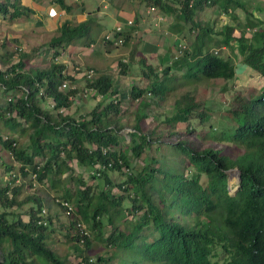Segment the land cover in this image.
Segmentation results:
<instances>
[{
    "label": "trees",
    "instance_id": "trees-1",
    "mask_svg": "<svg viewBox=\"0 0 264 264\" xmlns=\"http://www.w3.org/2000/svg\"><path fill=\"white\" fill-rule=\"evenodd\" d=\"M129 1L136 7L142 2L153 5L158 13L171 17V33H184L188 23L187 30L197 31L190 46L177 45L179 55L177 51L171 54L170 62L160 69L162 77L141 56L143 71H152L151 74L146 71L145 75L153 78L144 87L130 83V96L139 100L141 110L133 130L128 131L126 148L120 145L123 137L118 132L120 126H113L117 120L112 114H119L120 99L115 96L118 84L111 73L87 66L94 69V75L83 78L82 89L90 88L92 95L98 96V102L79 116L70 111L78 88L61 86L64 80L73 85L78 76L67 73L66 60H56L55 56L70 44H90L95 23L91 18L60 23L58 33L47 42L46 52H52L45 66L25 68L24 57L28 53L24 51L15 62L10 60L12 51L0 54V63L5 65L0 69V88L9 96L0 103L1 146L19 163L21 175L30 180H47L59 204L62 199L72 204V218L64 236L73 240L79 257L75 264H111L114 256L119 257L116 264H264V17L247 14L243 25L251 28L249 31L240 26L242 22L236 13V8L245 10V0H125ZM49 2L67 12L74 8L68 0ZM205 6L216 7L233 22H224L218 29L210 23H201L197 13ZM255 8L260 10L258 0ZM0 11L3 16L15 18L33 9L21 0H0ZM137 17L136 9L132 23L121 31L122 43L134 39ZM215 47H226L229 53H219ZM230 57L260 73L263 83L255 93L235 95L237 103H230L224 110L226 121L214 123L205 101L184 93L175 100L173 111L164 121L174 127L197 119L200 124L210 126L204 138L229 141L243 150L231 153L226 147L213 145L200 148L192 144L197 140L196 133L192 135L195 138L172 140V135L180 131L175 127L169 129L165 138L157 139L159 146L164 145L165 154H171V164L156 166L158 158L146 154L141 165L134 168L135 162L127 152L139 162L138 157L150 145L154 133L142 132L139 123L146 115L143 108L151 103L146 96L164 95L169 89L164 81L171 70H181V76L190 81L231 79L235 66ZM119 63L120 73H126L128 63L121 60ZM49 100L52 107L45 105ZM186 129L194 132L192 128ZM14 135H26L28 142L18 141ZM117 156L122 158L127 171L121 169ZM185 159L191 166L188 173L176 166ZM109 161L112 166L101 168L99 174L91 173L97 164L106 165ZM13 166L6 164L7 170ZM233 166L239 169V178L235 192L230 193L227 170ZM112 169L121 170L123 177L113 180L109 174ZM203 174L206 179L202 182ZM13 176L17 173L13 172ZM14 179L0 183V264H74L48 244L54 228L50 226L51 217L42 212L41 197L29 194L20 198L23 182L14 184ZM151 189L156 190L159 201L153 199ZM24 204L27 206L20 211L12 209ZM113 211L123 217L121 223L113 222ZM74 215L86 222L83 223L89 235L76 227L78 219ZM40 218L45 222H39ZM105 222L110 225L106 236ZM148 229L156 231L150 241L146 240ZM91 231L93 238L98 236L111 247L109 255H96L92 259L86 253L92 243ZM141 242L139 256L137 249ZM121 250L132 252L142 262L118 256Z\"/></svg>",
    "mask_w": 264,
    "mask_h": 264
},
{
    "label": "rangeland",
    "instance_id": "rangeland-1",
    "mask_svg": "<svg viewBox=\"0 0 264 264\" xmlns=\"http://www.w3.org/2000/svg\"><path fill=\"white\" fill-rule=\"evenodd\" d=\"M23 4L30 6L33 9V12H28L26 15L18 16L15 18H9L7 16H3V13L0 11V54L5 55L7 51H12V55L10 60L12 62L17 61L21 57V52L24 51L28 53V56L24 57V61L26 62L25 68L34 67V66H45L49 62L51 57V50H48L47 42L51 38V36L58 33V26L61 22H63V18H67L66 20H70L72 23L78 22V16L76 15L80 12L82 8V4H80L79 0H68L74 6L73 10L67 12V15H60L59 12L53 10L51 8L49 0H21ZM246 1V8L245 10L242 8H236V13L238 16V20L241 23V27H245L247 30H251V28L244 26V22L246 20L247 14H253V16H261L264 17V0H258L260 4V10H257L256 7V0H245ZM102 0H84L88 11L96 10L94 8L95 4L101 3ZM127 4V2H126ZM125 4V5H126ZM144 7L146 5L141 3ZM128 5V4H127ZM76 9V11H75ZM102 10H105L101 6ZM110 9H106L105 11H109ZM154 13H157V10ZM151 11V12H153ZM198 19L201 23H210L211 26H215V29H218L220 25L224 22H233L230 17H228L225 13L219 11L214 6H205L201 9L198 13ZM255 14V15H254ZM162 14L155 15L158 22L154 25L155 27L160 24L159 27H156L155 32L160 34V37L165 34H169L170 40L166 42L164 49L162 48L161 51L157 52L153 50V52L143 50L142 46L140 45L141 41H134L130 39L127 42H123L122 44H106L107 50L111 52L110 58H100L104 55L102 54L98 57V50L94 51L87 46L84 47H76L77 43L74 45L75 50L72 52V47L68 50L62 49L60 52L61 58H65L68 63V69H71L72 64L81 65L86 67V64H102L108 66V73H111L115 79L122 81L124 86H117L119 92L115 96H119L120 104H119V114H112L114 117L113 126H120L118 129L119 134H122L120 145L123 147L128 144L129 135L128 130H133V125L136 122L137 114H140L141 105H139V100L133 99L130 96L131 85L130 83L135 82L138 86L144 87L150 81L151 75H145V72H149L151 74L152 71H148V69H144L141 65V56L144 55L146 57L145 61L150 62L153 66H155V70H157L159 76H163L160 69L167 65V63L171 60V54H175L177 51V45L179 43L182 46H190V43L194 41L196 29L192 30L191 32L187 30V27L190 25H186V30L182 34L177 33H170L169 23L171 22V17L162 18ZM264 19V18H263ZM105 20V19H104ZM108 20V19H106ZM159 21H161L159 23ZM236 21V20H235ZM117 22L124 26L126 23L122 22V19H109L108 21H104L98 23L92 29L90 35L93 37V41L95 45L99 48L102 47L101 40V32L103 29H107L108 31H112ZM94 27V26H93ZM100 32V33H99ZM239 32V29L238 31ZM155 34L154 32H152ZM172 34V35H171ZM134 38L137 39V33L133 35ZM146 38V36H145ZM83 40V39H82ZM143 40V39H142ZM163 43L165 39H162ZM154 40L153 42H155ZM105 43V42H104ZM101 46V47H100ZM42 48V52L39 48ZM183 49V48H181ZM215 50L219 53L227 55L229 53V49L226 47H215ZM45 52V53H44ZM94 52V53H93ZM178 55H179V51ZM98 57V58H96ZM231 62L234 63L235 66V76L231 79H224L221 77L218 78H199L193 79L190 81L189 79H185L181 76L182 71L179 69L171 70L165 79V84L169 89L164 92V95L158 97V95L151 97L150 95L146 96V99H149L151 102L147 107L143 108V111L146 113L145 116H142L139 119V123H142V132L144 133H152V139L149 146H146L144 151L141 153V158L138 157L139 162H137V158L133 159L132 155L128 151L129 157L132 158L134 168L137 169L142 163V156L148 154L149 156L157 157L159 161L155 162L154 165L162 166L164 163H169L172 161V157L165 153L164 145L160 144L157 139L165 138L167 132L170 128L179 127L180 131L175 135H172L171 139H181L183 137L195 138L192 135L194 133L197 134V140H193V145H199L200 148L213 145L217 148L224 147L227 148L228 152L231 153H240L243 149L241 146H234L233 143L229 141H219V140H212L209 138H204L203 135L206 134V131L210 127L209 124L205 123L204 125L200 124L197 119L193 120L190 123L181 122L177 123L174 127L168 126L167 123L164 121L165 116L170 115L174 109L175 100L179 98L184 93H189L197 98H201L205 101V104L208 106L207 111L212 114V118L210 119L211 122H216L217 120L226 121L227 116L225 115L224 110L230 106V103L234 102L236 104L235 95H247L251 93H255L261 84L263 83V78L261 77L260 73L256 70L251 68L250 66L242 63L238 60H234L233 57H230ZM113 60V61H112ZM120 60L125 61L128 63V68L126 73H120ZM1 66H5L0 63ZM92 66V65H90ZM93 67V66H92ZM160 67V68H158ZM181 76V77H180ZM81 78V79H79ZM126 81L128 84H126ZM74 84L78 88V92L82 91L84 80L82 77L78 76V79L74 81ZM122 88V89H120ZM79 99H75L72 106H70V111L75 112L76 116H79L87 111H89L92 107H94L98 99L92 95V93H88L87 95H79ZM112 97V96H111ZM5 101V94L0 92V103ZM143 121V122H142ZM192 128L194 132H191L190 129ZM3 133L6 131H2ZM18 141L28 142L26 135L18 136ZM156 136V137H155ZM207 136V135H206ZM154 137V138H153ZM189 143V142H188ZM229 144V145H228ZM126 148V147H125ZM166 155V157H165ZM6 164H14L13 168H9L7 170ZM74 165V163H72ZM171 164V163H169ZM176 165V163H173ZM178 168H182L185 173H188L189 169L191 168L188 161L185 159L182 163L176 165ZM19 163L13 159L12 155L9 151L3 148L0 144V183L5 184L7 180L15 178L14 184L23 182L22 185V193L21 197L25 195H38L42 199L43 207L46 209L47 215L51 217V227L54 228L49 237H48V244L56 250L61 256H65L71 263H76L79 260L78 255L74 249L73 240H69L68 237L64 236V232L67 231L69 228V223L71 220V213L67 212L65 209L61 207V205L57 202L56 198H54V191L53 188H50L48 181H38L35 178L29 179L28 176H23L20 174L19 170ZM235 167V166H234ZM232 168V167H231ZM78 169V168H77ZM11 170L9 175L8 171ZM13 172L17 173V176H13ZM109 174L113 180H119L123 177V172L118 169L109 170ZM206 179V176L203 174L201 176V181L203 182ZM28 181H31V185L28 184ZM238 176L236 173H232L230 179H228V187L230 193H234L237 188ZM153 199L155 201H159L158 193L155 189L150 190ZM126 204L128 203L127 200L124 201ZM27 204H24L22 208L13 207L14 211H20L25 208ZM22 214V213H21ZM113 222L114 223H121L123 217H120L118 213L113 211ZM25 218L26 216L23 215ZM79 221H82L79 216H75ZM85 224L86 222L83 221ZM105 234L107 235L109 226L107 222H105ZM77 227V226H76ZM78 228V227H77ZM156 231L148 229V236L146 237L147 241L153 239L154 234ZM94 234L91 231V238L92 243L89 248L86 249V253H88L92 259L95 258L96 255H109L111 252V247L107 246L104 240H101L98 236L93 238ZM143 242L140 243L137 251L139 256L142 253ZM113 251V250H112ZM118 256H124L128 258L130 261L137 259V261L142 262L141 259L138 258L137 255H134L130 251H119L117 252ZM133 258V259H132ZM2 259L0 254V260ZM119 257L114 256L109 263L116 264V261Z\"/></svg>",
    "mask_w": 264,
    "mask_h": 264
},
{
    "label": "crops",
    "instance_id": "crops-1",
    "mask_svg": "<svg viewBox=\"0 0 264 264\" xmlns=\"http://www.w3.org/2000/svg\"><path fill=\"white\" fill-rule=\"evenodd\" d=\"M80 4H82V10H80V12H78L76 15L78 16V20L81 21V20H84L86 18H91L95 21L94 23V27L95 29H97L95 26L101 22L104 23V21H108L109 19H115V20H118V19H122V22H125L126 24L123 26V28H126L129 26V24L127 23V20L128 19H133L134 16H135V11L137 9V11L139 12V17H137L138 19H135V29H134V32L137 33V36L139 37L140 36V45L142 46V49L143 50H147V51H150V52H153V50L155 51H161V49L163 48L164 49V46L166 44L167 41L170 40V36L169 34H165L164 36L162 35L160 37V34L157 32H155L154 29H156V27H159L160 24L158 26H154L158 20L156 18L155 15L157 14H162L161 17L164 19V18H168L167 15L163 14V13H154L156 11H149V6H143V5H139L138 7H136V5L134 4L133 5V2H125V0H102L101 3H97L95 4L94 8L96 10L94 11H88L87 6L86 4L84 3V0H79ZM126 4V5H125ZM51 5V8L57 12H59V14L62 16V15H67V13L56 3L52 2L50 3ZM101 6L106 10V9H110L109 11H105V10H102L101 9ZM76 11V9H75ZM67 18H63V20H66ZM105 19V20H104ZM108 19V20H106ZM161 21H159L160 23ZM117 24H119L117 22ZM130 28V27H129ZM101 32V38H102V42L101 44L99 43V45H102L101 48L97 47L94 43V41L92 40L90 42L89 45H83L81 43H74V44H70L65 50H68L72 47V52H74L75 50H78L79 51V48L75 49L74 48V45L76 47H84V46H87L88 48H91V50H98V52H100L98 54V57H100L102 54L104 55L103 57H100V58H110V55H111V52L109 50H107L106 47V44L107 43H104L103 41V36L105 33H107V29H103ZM99 32V33H100ZM152 32H154L155 34H153ZM171 33V32H170ZM172 35V34H171ZM146 36V38H145ZM137 37V39H138ZM136 38H132L131 42L134 43L135 40H137ZM143 39V40H142ZM162 39H165L164 43L162 42L163 40ZM154 40H156L155 42H153ZM171 41V40H170ZM94 53V52H93ZM96 57V58H98ZM113 61V60H112ZM92 65L93 67L95 68H98L99 70H102V71H105V72H108L109 68L108 66L106 65H100V64H86V67L87 66H90ZM66 69H68V63H67V67ZM69 70V69H68ZM78 79V78H76ZM81 79V78H79ZM83 79V78H82ZM122 81H119L117 80V84L118 86H124V83H123V79H121ZM126 84H128V82L126 81ZM98 99V96L96 97ZM26 216L25 213H22L21 216Z\"/></svg>",
    "mask_w": 264,
    "mask_h": 264
},
{
    "label": "built area",
    "instance_id": "built-area-1",
    "mask_svg": "<svg viewBox=\"0 0 264 264\" xmlns=\"http://www.w3.org/2000/svg\"><path fill=\"white\" fill-rule=\"evenodd\" d=\"M155 9H156L155 6H153V5L149 6V11H153ZM127 23L131 24L132 23V19H128ZM122 30H123V26L122 25H120V24L115 25V27L113 28L112 31H108L107 33L104 34L103 41L106 43L107 40L111 39L113 44H115V45L122 43V41H123V33L121 32ZM55 59L57 60V59H62V58H61L60 55H58V56H55ZM63 59H65V58H63ZM3 68H4V66H1V64H0V69H3ZM65 71L67 73H74L76 76H80L82 78H85V77L90 78V77H92L94 75V69L92 67H83L81 65H75V64H72L71 69H69V70L66 69ZM0 85H1V83H0ZM61 86L62 87H69V86L70 87H74L75 84L70 85L67 80H64L62 82ZM1 91H2V89L0 88V92ZM91 92H92V90L90 88L86 87V88L82 89L80 94L87 95L88 93H91ZM80 94H79V92L76 94L77 95V99H79V97H80L79 95ZM6 97H7V99L9 98V96H7V94H5V98ZM45 105L47 107H52L53 106V102L49 100V101H47L45 103ZM4 138H6V135H4ZM102 151L105 152L106 148L102 147ZM116 158H117V162L121 165V169L123 171H127L128 167L125 166L124 164H122V158L120 156H117ZM106 166H108V167L112 166V161L107 162L106 165L97 164L95 166V168L91 170V173L99 174L100 173V169L103 168V167H106ZM33 176H34V174H33ZM60 204L65 207V210L67 212H70L73 209L72 204L68 200L62 199L60 201ZM42 212L46 213L45 207L42 208ZM38 221L39 222H41V221L45 222V220L42 219V218H40ZM76 226L78 227V229L80 230V232L82 234L89 235V230L85 227V224L82 221L78 220V222L76 223Z\"/></svg>",
    "mask_w": 264,
    "mask_h": 264
},
{
    "label": "water",
    "instance_id": "water-1",
    "mask_svg": "<svg viewBox=\"0 0 264 264\" xmlns=\"http://www.w3.org/2000/svg\"><path fill=\"white\" fill-rule=\"evenodd\" d=\"M227 173H228V179H230L232 173H236V175L239 178V169L237 168V166H235V167L233 166L232 168L228 169Z\"/></svg>",
    "mask_w": 264,
    "mask_h": 264
}]
</instances>
